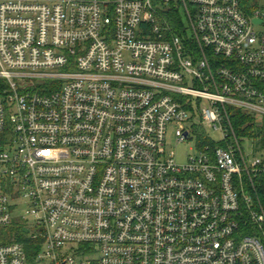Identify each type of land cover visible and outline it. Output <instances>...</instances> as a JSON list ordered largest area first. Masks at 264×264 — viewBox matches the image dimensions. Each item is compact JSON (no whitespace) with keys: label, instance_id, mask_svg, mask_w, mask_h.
Listing matches in <instances>:
<instances>
[{"label":"built area","instance_id":"2783aa9c","mask_svg":"<svg viewBox=\"0 0 264 264\" xmlns=\"http://www.w3.org/2000/svg\"><path fill=\"white\" fill-rule=\"evenodd\" d=\"M230 109L263 125V9L0 0V264H264Z\"/></svg>","mask_w":264,"mask_h":264},{"label":"trees","instance_id":"16d2710c","mask_svg":"<svg viewBox=\"0 0 264 264\" xmlns=\"http://www.w3.org/2000/svg\"><path fill=\"white\" fill-rule=\"evenodd\" d=\"M250 0H240V3L243 5V9L246 13H250L254 8V4L250 3ZM172 15V16H171ZM169 20L172 22V25L178 29V23L180 24L181 20L175 14H171ZM178 30H176L177 32ZM178 34L180 32L178 31ZM232 124L234 130L238 137H247V138H256L259 139V143L264 147V122L263 125H258L254 122L253 118L243 113L241 110L237 111L235 109H230ZM205 141V140H203ZM254 194L253 197L259 199L262 207L264 208V176H258L254 179Z\"/></svg>","mask_w":264,"mask_h":264},{"label":"rangeland","instance_id":"374dc122","mask_svg":"<svg viewBox=\"0 0 264 264\" xmlns=\"http://www.w3.org/2000/svg\"><path fill=\"white\" fill-rule=\"evenodd\" d=\"M250 1L251 4L253 2L254 8H259L264 10V0H250ZM178 17L180 20H182L185 29L187 28V35L191 34V30L189 29V21L185 18V13L183 9L180 10ZM168 141H169V148L175 151L179 161H183L186 158V154L188 155L193 154V152H191V149H194V153H195L197 140L195 141L190 140L187 143L180 144L179 146L175 145L173 127H171L169 131Z\"/></svg>","mask_w":264,"mask_h":264},{"label":"water","instance_id":"95a60500","mask_svg":"<svg viewBox=\"0 0 264 264\" xmlns=\"http://www.w3.org/2000/svg\"><path fill=\"white\" fill-rule=\"evenodd\" d=\"M255 22H257V21H255ZM24 231H25L26 233H28V230H27V229H25Z\"/></svg>","mask_w":264,"mask_h":264}]
</instances>
